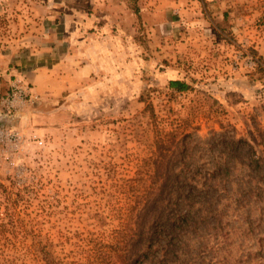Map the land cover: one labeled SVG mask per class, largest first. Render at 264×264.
<instances>
[{
  "label": "rangeland",
  "instance_id": "obj_1",
  "mask_svg": "<svg viewBox=\"0 0 264 264\" xmlns=\"http://www.w3.org/2000/svg\"><path fill=\"white\" fill-rule=\"evenodd\" d=\"M45 14L93 15L109 52L84 84L1 124L22 141L0 145V264L134 255L145 238L125 232L124 183L153 165L173 166L183 192L196 175L212 198L188 210L174 254L162 261L156 237L136 264H264V0H0V47L22 50ZM170 64L190 69L187 90L168 86Z\"/></svg>",
  "mask_w": 264,
  "mask_h": 264
},
{
  "label": "crops",
  "instance_id": "obj_2",
  "mask_svg": "<svg viewBox=\"0 0 264 264\" xmlns=\"http://www.w3.org/2000/svg\"><path fill=\"white\" fill-rule=\"evenodd\" d=\"M94 18L93 15L81 14L63 17L45 14L39 19L36 33L28 35L31 39L28 38L22 50L17 52L13 48L0 47V94L8 88L12 74H22L33 83L37 97L40 95L53 102L63 91L81 86L93 74L100 73L108 57L110 44L107 39L110 34L100 24H95V29L91 30ZM195 22L188 18L189 30ZM121 38L115 36V47L110 48V54L115 55V64L122 54ZM181 66L164 65L162 74L171 76L168 81L181 79L189 83L191 71L187 68L181 73Z\"/></svg>",
  "mask_w": 264,
  "mask_h": 264
},
{
  "label": "trees",
  "instance_id": "obj_3",
  "mask_svg": "<svg viewBox=\"0 0 264 264\" xmlns=\"http://www.w3.org/2000/svg\"><path fill=\"white\" fill-rule=\"evenodd\" d=\"M133 10L139 16L138 7L135 6ZM168 86L177 91H184L189 88V83L181 79H171L168 81ZM9 118V115L0 112L1 124ZM182 135L183 137H190L191 133H183ZM243 141L240 140L239 143L247 144ZM187 152L188 149L184 147L181 150V155ZM195 176H189L188 179L193 181ZM192 181L188 183L187 191L183 192V190L181 191L183 188L181 179L177 176L173 166L159 165H153L152 171L148 170L137 178L125 181L124 186L127 191L126 210L130 220L133 221L125 232L129 238L136 236L138 239L145 238V241H140V244L144 243V245H141L132 256L128 254V250L125 248L116 250L115 256H117L119 264H136V260L151 247L156 237L164 240L162 261L170 254L175 253L174 239L178 238L177 236L183 228V222L190 219L188 218V210L196 204L204 207L212 198L208 193V189L212 185L191 183ZM140 193L142 195H138ZM213 214L208 210L205 216L202 217L204 223L211 224L216 216ZM169 227L172 229L171 231H169ZM112 264L118 263L113 260Z\"/></svg>",
  "mask_w": 264,
  "mask_h": 264
},
{
  "label": "built area",
  "instance_id": "obj_4",
  "mask_svg": "<svg viewBox=\"0 0 264 264\" xmlns=\"http://www.w3.org/2000/svg\"><path fill=\"white\" fill-rule=\"evenodd\" d=\"M32 86L19 74L12 75L9 87L5 93L0 95V108L6 115L17 113L22 107L36 99ZM22 141V134L17 129L5 128L0 123V145L17 147ZM31 141L41 145L43 140L36 134L31 135ZM7 157V155H6Z\"/></svg>",
  "mask_w": 264,
  "mask_h": 264
}]
</instances>
